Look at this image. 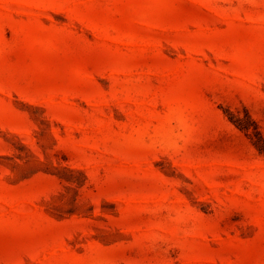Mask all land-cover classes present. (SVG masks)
<instances>
[{"label":"rangeland","instance_id":"374dc122","mask_svg":"<svg viewBox=\"0 0 264 264\" xmlns=\"http://www.w3.org/2000/svg\"><path fill=\"white\" fill-rule=\"evenodd\" d=\"M253 126L264 0H0V264H264Z\"/></svg>","mask_w":264,"mask_h":264},{"label":"trees","instance_id":"16d2710c","mask_svg":"<svg viewBox=\"0 0 264 264\" xmlns=\"http://www.w3.org/2000/svg\"><path fill=\"white\" fill-rule=\"evenodd\" d=\"M234 123H236V126L244 132H249L251 127H252V126H250V124L245 123V122H241L240 120H236V122H234ZM253 125H254V123H253ZM252 129H253L252 134L256 138L255 141H252L253 145L256 148V150L258 151V153L264 155V140L261 137V135L259 134V132L257 131V128L255 126H253Z\"/></svg>","mask_w":264,"mask_h":264}]
</instances>
